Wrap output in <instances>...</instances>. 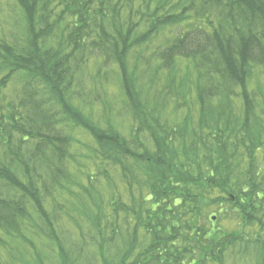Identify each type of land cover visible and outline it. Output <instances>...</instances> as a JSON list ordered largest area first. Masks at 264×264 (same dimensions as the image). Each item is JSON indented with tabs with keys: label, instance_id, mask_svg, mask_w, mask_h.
Wrapping results in <instances>:
<instances>
[{
	"label": "trees",
	"instance_id": "obj_1",
	"mask_svg": "<svg viewBox=\"0 0 264 264\" xmlns=\"http://www.w3.org/2000/svg\"><path fill=\"white\" fill-rule=\"evenodd\" d=\"M0 15V264L263 260L264 0Z\"/></svg>",
	"mask_w": 264,
	"mask_h": 264
},
{
	"label": "rangeland",
	"instance_id": "obj_2",
	"mask_svg": "<svg viewBox=\"0 0 264 264\" xmlns=\"http://www.w3.org/2000/svg\"><path fill=\"white\" fill-rule=\"evenodd\" d=\"M1 16V15H0ZM173 28V27H171ZM176 30V27H175ZM162 34L158 35L156 39H158L159 41H162L161 39ZM110 82V81H108ZM111 83H115L114 81H112ZM98 108H100V104L98 106ZM120 119V118H118ZM118 119H114L113 122L115 123V125L118 127V129L120 130V133L125 135L128 133L129 129H130V121L128 119L127 116H122L121 120ZM264 164V163H261ZM226 210L229 211V207L224 206ZM229 218L225 219L222 223L227 226V227H232L229 223ZM254 231H251V234H246L248 237L253 238ZM264 238V234H262V237ZM262 241V240H260ZM249 245V244H248ZM253 246L252 244L249 245V247L245 250V254H243V258H240V260L237 262V264H264V258L263 260L261 259L262 253L259 252L254 246L253 248L251 247ZM247 252V253H246ZM231 261L233 262V260H227V262H229L228 264L231 263Z\"/></svg>",
	"mask_w": 264,
	"mask_h": 264
}]
</instances>
